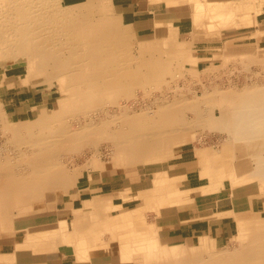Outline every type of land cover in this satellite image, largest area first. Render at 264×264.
Returning <instances> with one entry per match:
<instances>
[{
	"label": "bare ground",
	"instance_id": "bare-ground-1",
	"mask_svg": "<svg viewBox=\"0 0 264 264\" xmlns=\"http://www.w3.org/2000/svg\"><path fill=\"white\" fill-rule=\"evenodd\" d=\"M192 1L195 25L207 16L218 19L217 26L222 24L227 28L238 25L231 21L240 7L236 1L221 3L214 0L212 4V0ZM56 2L57 0H0V61H16L21 57L33 63L34 60L45 59L49 68L59 72L60 83H67L63 105L81 104L84 100L111 101L117 93L126 89V94H130V85L145 80L146 74L135 71L134 59L130 58L133 54L128 52V48L118 50L114 44V38L126 36L122 26L127 27L130 24L128 20H109L107 15L111 13L110 8L70 4L64 10H59L56 8ZM106 3L109 7L110 2ZM204 7H207L208 11ZM212 7H216L214 9L217 11L212 10ZM95 17L100 19L95 20ZM59 34L72 36L70 43L60 44ZM161 40L163 38L158 41ZM174 41L175 38L152 46H142L140 55L161 52L168 43ZM179 44L177 41L173 47H181ZM251 50L254 49L246 48L243 52ZM230 54L236 53L233 51ZM191 58L197 61L195 56ZM142 64L146 71L147 67L148 71H151V77H158L165 61L156 54L150 60L145 59ZM258 64L264 67V56ZM242 87V91L235 88L226 91L214 85L212 94L204 91V98L217 96L222 100L221 105L225 104V107L212 109L211 112L200 107V98L203 97L195 91L194 100L176 95L174 99L169 100L165 96L158 102L157 109L151 111L130 112L127 107L119 106L120 112L111 114L110 118L105 113V117L93 118L84 124L79 121L76 130H71V127L63 123L62 112L51 115L44 113L26 123L21 121L23 124L20 126L8 127L5 133L6 141L3 139L4 145L0 144V230H10L12 227L8 216L1 213L2 202L13 203L15 196L27 203L40 198L48 200V195H56L57 190H67L77 180L80 169L69 171L65 167L61 161L65 153L87 145L96 149L95 155L100 152V143L106 141L115 154V165H123L128 168L127 171L133 172L130 167L133 168L137 163L157 161L164 154L161 153V147L169 137L174 134L182 135L191 124L200 125L205 121L220 132H227L229 141L234 144L227 160L221 157L219 159L215 151L207 149H196L191 155L196 157L203 153L208 156L209 165L207 169L200 168V175L209 176L211 182L217 183L212 191L220 189L226 181L235 187L239 183L246 184L258 179L264 187V83H245ZM187 110L194 113V120L189 121L186 118ZM2 114L4 115L3 110L0 109V118ZM86 166L92 167V161ZM153 184V189L141 193L142 201H150L157 197V192H162L166 195L165 198L169 197L167 201L170 203L179 202L177 197H172L180 185L179 177L173 179L158 171L154 174ZM110 205V202L97 201L94 198L89 203L92 213L77 212L73 231L64 233L51 229L28 233L25 241H22V246L58 250L65 244L81 242L76 234L84 231L88 234V240L81 242L78 247L74 245L77 257L81 260L87 246L102 240L97 236L101 234L104 225L115 228L129 220V215L111 218ZM236 221L233 226L237 246L232 250H211L210 242L203 238L198 246L191 249H177L174 246L165 248L157 242L155 235L145 244L150 249L148 264H264V218H257L253 222L246 219ZM116 235L113 236L117 237L114 239L119 240L117 232ZM65 237L69 239L65 240ZM157 247H163L160 254L154 251Z\"/></svg>",
	"mask_w": 264,
	"mask_h": 264
},
{
	"label": "rangeland",
	"instance_id": "rangeland-1",
	"mask_svg": "<svg viewBox=\"0 0 264 264\" xmlns=\"http://www.w3.org/2000/svg\"><path fill=\"white\" fill-rule=\"evenodd\" d=\"M112 1L114 6H112L110 2L109 7L106 3L108 1L103 0H87L83 3L74 5L93 8H110L111 13L109 12L107 15L108 19L115 21V19H120V15L124 8L123 5H120L121 2L119 3L121 0ZM202 1L207 2L206 0ZM213 1L214 0L211 1V4ZM227 1L229 2L230 0H219L218 2L227 3ZM233 1H236L237 5L240 7L233 16L231 15L234 17L233 19L235 21H231L235 24L238 23V25L224 28L222 24L217 26L218 19L208 16L201 18L202 20L200 19V22L195 25L192 0H179L176 3L170 0H155L154 3L147 0V2L151 3V11L157 9V6L164 11H172L173 14L171 13V15L173 18H178L176 19L178 22L175 24H161L156 33H147L144 37L139 36L134 31V25L129 24L127 27L122 26L124 32H126L124 33L126 36L114 38L115 47H117L118 50L128 48V52L133 54L130 58L134 59L135 71L137 73L142 71L141 74H146V76L144 81H139L136 84L130 85V94H126V89L123 92L117 93L115 98H112L113 100L111 101L103 98L104 100L101 102L100 100H84L81 104L64 103L65 105H63L62 101L66 97V93L64 92H66L67 83H64L65 86L63 83H60L59 72H54L52 68H49L45 59L34 60L33 63L21 57L16 59V61L15 59L2 60L0 61V78L5 74L9 75L10 72L11 74L18 73L23 75L24 78H27V84L33 82L31 88H41V92L46 93L43 95L45 99L38 98L36 100L40 103L37 104L39 106L35 109L34 113L24 117L22 121L25 122L23 123L36 119L44 113L51 115L55 112H62L64 114H62V121L65 125L69 126V128L71 127V130H76L78 128L79 121L84 124L93 118L99 119V117H105L106 115L110 118L111 114L120 112V107H127L130 112L135 110L151 111L157 109L158 102L165 96H167L169 100L174 99L175 95L177 97L186 96L185 98L194 100L195 91L198 92L200 97H203L204 91H208L212 94L214 85L226 91L233 90V88L237 91H242V86L245 83H258L261 85L264 83V67L258 64V62L261 61L264 56V25L258 26V20L262 13L264 0ZM124 4H128V1L127 3L124 2ZM66 6L67 4L63 3V0H57V9L64 10ZM214 8L212 7V10H215ZM204 9L208 11L207 7H204ZM215 11H217V9ZM162 13L168 14L163 11ZM98 18L100 19V17H95L94 19L97 20ZM224 18L226 19V16H224ZM225 19L223 22H225ZM126 20L130 21L129 19ZM138 27L139 26H137V29L139 30L140 28ZM71 37L67 34H65V36L59 34V39H61L59 43L63 45L67 42L70 43ZM162 38V42L173 38H175V41L174 43H168V48L165 46L166 48L164 47L161 52L156 53L160 58L164 59L165 64L158 77H154V75L151 77L149 75L151 71H148V67L146 71V67L143 66L142 62L145 59L150 60L154 58L156 54L153 53L143 56L140 55L139 50L140 47L147 44H151L150 46H152V44L155 45L160 43L161 41L159 42L158 40ZM147 41L152 42L148 43ZM177 41L180 43L179 45L181 47H173ZM143 42L145 44H143ZM246 48L254 50L243 52V49ZM229 49L233 50L237 55H231L230 53H233V51H228ZM193 56H195L197 61L192 60L191 57ZM70 95L71 92L69 96ZM204 97L200 98L201 103L199 105L202 109H208V111L211 112L212 109H218L221 106L225 107V104L221 105L222 100L217 96L212 97L211 95L210 99ZM43 100L47 101L45 102ZM186 115L189 121L194 120V113L190 110L186 111ZM23 123L11 119L6 116V114H2L0 118V144L4 145V140L6 141L7 135L5 133L8 127L20 126ZM213 127L214 126L208 121L200 125L196 123L191 124L185 133H182V135L174 134L163 143L161 153L164 154L157 161L155 160L154 162L145 164L137 163L134 166L135 168L130 167V169L133 170L131 174H128V168L125 166L115 165V154L111 146H109L110 144L106 141L103 142L104 145L100 143V152L95 155L94 151L96 149L94 150L93 147L89 148L90 146L87 145L79 150L65 153L61 160L65 167H67L69 171L80 169V176L67 190H57L56 195L54 193L48 195V200L46 198H40L37 201L28 203L24 200H20V197L15 196L13 198L12 201H16L25 208L21 211L14 209V211L11 212L13 214V222L19 223L22 221L23 217H29L27 221L34 220V217H32L33 215L43 216L42 214L44 213L48 216L45 220L46 225L36 227L33 225V227H26L22 230H14L13 234L18 235V239L21 242L16 244V247L23 248L22 241L26 239L28 233H39L44 230L50 231L51 229L64 233L73 231L77 212L92 213L89 203L95 198L97 201L110 202L111 218L123 215H129L130 218L124 225L116 227L119 228L117 232V234L120 235H118V239H121L119 242L116 240L112 243H107L105 245L106 247L101 246V243H105L108 240L110 241L112 238H117L113 237L117 235L111 236L113 231L110 232V229L113 228H108L104 225L101 234L97 236L98 239L100 237L102 240L99 239L89 246L85 244L84 247L87 246V249H93V251L96 250L101 253L105 252L104 254H106V252L113 254V252H117V246H119L120 249L122 246V259L126 260L129 253H135L143 249L146 250L147 256H149L150 249L145 244L151 236L154 238L155 235L158 238L157 242L160 241L159 243L165 248L173 246L177 249L193 248L197 245V242L194 243V241H190L185 245H169L168 241L164 239L165 234L160 232L159 226L163 225V220H165L162 216L180 210L185 205L187 207L189 201L180 200L190 197V193L187 195L184 191L185 187L181 184V180L183 179L182 176H176L180 174L181 170L168 171L167 166L170 163L173 164L176 162L178 158L179 161L177 162L179 163L182 157L184 158L187 155L194 154L196 149H207L211 152L215 151L219 159L221 157L227 160L231 155L230 153L234 148V144L230 142L231 140L229 141L230 138L226 135L227 132H220L219 129L215 127V129H213ZM202 154L198 155L199 160L189 159L183 161L181 164H184L189 171L192 170V165L195 166V168L193 167V171L196 173L198 172V166L207 169L209 158L207 155ZM89 161L90 163L92 161V167L86 166ZM200 168L199 172L201 171ZM158 171L164 172L168 177H172L173 179L174 177H179L180 185L178 186V190L175 191V195L172 196L173 198L177 197L179 202L170 203L167 201L169 195H167L168 198H165L166 195L162 192H157V197L150 201H142L140 199V195L143 191L153 187L154 174ZM200 177L204 179L203 183L206 184L201 187V191H207V193L211 192L217 183L211 182L210 179H208L209 176L200 175ZM225 183L228 187L230 186L228 181ZM237 188V194L240 196L243 195V197L248 192V188L253 189L255 192H259L260 190L261 193L264 194V187L258 179H253L246 184L239 183L235 186V189ZM220 190L221 189H219V191ZM261 196L262 195L259 194L257 198H261ZM257 206V211H259L257 217L250 216V218L245 217L238 219H246L248 221L254 219L251 220L253 222L256 221L257 218H264V205L260 199ZM57 213H60V220ZM243 215H247V213ZM61 219L63 220L61 221ZM100 221H102V219H100ZM103 222L104 221H102V223ZM6 231L9 230L2 229L0 234ZM79 233L80 232L76 234L77 238L79 237L81 242L85 243L88 240L86 239L88 234L84 231ZM212 233L213 232H211V234ZM1 236L3 235H0V237ZM207 236L204 237L203 240L210 242L209 249L211 250H232L237 246V242L234 240V227L231 229L230 225L224 229L222 228V233L216 235L214 239L209 237L213 235ZM97 237H95V239ZM66 239L69 238L65 237V240ZM81 242H75V244L71 243V245L65 244L61 246V248H70L72 254L76 255V247H78ZM107 245L113 246V248L111 249V247H109L107 249ZM27 248H33L36 252L44 251L40 249V247L36 249L34 247ZM154 251L160 254V252L163 251V247L154 248ZM144 264H148V262Z\"/></svg>",
	"mask_w": 264,
	"mask_h": 264
},
{
	"label": "crops",
	"instance_id": "crops-1",
	"mask_svg": "<svg viewBox=\"0 0 264 264\" xmlns=\"http://www.w3.org/2000/svg\"><path fill=\"white\" fill-rule=\"evenodd\" d=\"M85 1L87 0H63V3L70 5L83 3ZM103 1L111 2L112 6H114L112 0ZM127 1L128 4H124V2L127 3ZM170 1L176 3L179 0ZM120 2V5H123L124 8L120 18L129 19L131 21H129V23L134 25V31L139 36L144 37L147 33H156L161 24H175L178 22L176 20L178 18H173L171 15V13L173 14L172 11H164L157 6V9L152 10V12L150 3H154L152 0H150V2H147V0H121L119 3ZM162 11L170 14L168 15L166 13H162ZM260 25H264V5L258 20V26ZM137 26H139V30L137 29ZM32 83L33 82H31V84H27V78H24L23 75L18 73L11 74L10 72L9 75L5 74L2 78H0V109L3 110V113L6 114V116L17 121H22L26 115H30L35 112V109L39 106L37 104H40L36 100L38 98L45 99L43 95L46 93L41 92L42 90L39 88H31ZM197 157L198 156L193 157L191 155H187L184 158L182 157L179 163L177 162L179 161L178 158L176 162L173 164L170 163L167 166L168 171L178 169L181 170L180 174L176 176H182L183 179L181 180V184L185 187L184 191L187 195L190 193V197L180 200L189 201L187 207L185 205L180 210H176L172 213L166 214V216H162L165 220H163V225L159 226L160 232L165 234L164 239L168 241L169 245H185L190 241H194V243L197 242L196 246H198L201 239L207 235H213L211 238L214 239L216 235L222 233V228L224 229L230 225L231 229H233V225L236 224V220L238 218H250V216L257 217V214L259 213V211H257L259 199L264 205V194L261 193L260 190L259 192H255L253 189L248 188V192L243 197V195L240 196L237 194L236 190H238V188L235 189V187H232L231 185L228 187L226 183L221 187L222 189L220 188V191L218 189L211 193H203L201 191V187L206 184L203 183L204 179L200 177V166H198V172L196 173L193 171V167L195 168V166L192 165V170L189 171L184 164H181L183 161L189 159L199 160V157ZM127 172L128 174L133 173L131 171ZM259 194L262 195L261 198H257V195ZM12 202L13 203L9 204H3L2 202L1 204L3 206L1 213L8 216L9 220L11 219L12 227L9 231L0 234L3 235L0 237V264H144L145 262H148L147 252L145 249L135 253H129L126 260L122 259V246L121 249L117 246L118 250L116 253L112 251L113 254L108 252L104 254L105 252L101 253L100 251L87 249L83 253L81 260L78 259L77 252L76 255L72 254V250L70 248L47 251L44 250L39 252L30 248H18L16 247V244L21 242L18 239V235L13 234L14 230H22L26 227H33V225L34 227L46 225L45 220L48 216H46L45 213L42 214L43 216L33 215L32 217H34V220L30 221H27L29 217H23L21 222L15 223L12 220L13 214L11 212H13L14 209L21 211L25 208L16 201ZM245 213H247V215H243ZM57 214L60 220V213ZM63 219H61V221ZM234 221L236 222L234 223ZM111 231H113L111 236L116 235L119 228L115 227L110 229V232ZM211 232L213 233L211 234ZM111 240L101 243V246L104 247L107 243H112L117 239ZM117 242H119V240H117ZM109 247H111V249L113 248V246L107 245V249Z\"/></svg>",
	"mask_w": 264,
	"mask_h": 264
}]
</instances>
